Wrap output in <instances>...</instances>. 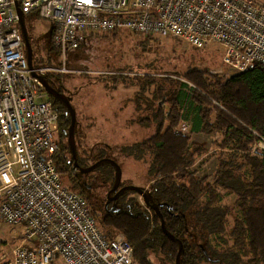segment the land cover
I'll return each mask as SVG.
<instances>
[{
    "label": "trees",
    "instance_id": "trees-1",
    "mask_svg": "<svg viewBox=\"0 0 264 264\" xmlns=\"http://www.w3.org/2000/svg\"><path fill=\"white\" fill-rule=\"evenodd\" d=\"M52 35L53 30L49 32L48 49L59 54ZM85 35L103 36L106 32L85 33L78 48L84 45ZM158 41L157 37L144 35L137 45L145 52ZM32 66H44L42 59L32 61ZM147 67L150 72H111L103 81L109 90L116 89L119 83L137 86L134 96L126 99L133 102L135 109L131 121L154 125L151 136L128 148L136 157L148 161L146 186L140 187L150 194L149 202L159 211L141 202L135 196L139 195L137 191L124 189L116 198L121 201L120 207L104 211L100 217L106 227L102 232L110 239L123 233L137 264H175L177 239L183 244L181 264H264V149L249 150L264 140V64L229 77L199 66H190L183 73H160L152 63ZM62 74L48 70L42 76L53 85V77ZM47 96L61 108L54 164L66 187L86 198L65 141L70 114L62 101L49 93ZM183 120L190 123L187 134L176 131ZM197 133L215 136L218 164L211 177H200L191 168L196 158L207 152L204 144L191 139ZM76 159L79 165H88ZM102 164V175L114 182L112 163L101 161L94 169ZM230 194L235 196L236 215L228 227L232 207L223 201ZM161 218L173 237L163 232Z\"/></svg>",
    "mask_w": 264,
    "mask_h": 264
},
{
    "label": "built area",
    "instance_id": "built-area-1",
    "mask_svg": "<svg viewBox=\"0 0 264 264\" xmlns=\"http://www.w3.org/2000/svg\"><path fill=\"white\" fill-rule=\"evenodd\" d=\"M18 5L23 14L55 20L52 40L62 72L82 35L118 29L169 34L197 48L220 44L223 61L236 73L264 64L261 0H20ZM46 70L56 69L29 68L14 0H0V220L25 227L10 264H137L124 234L108 238L86 198L63 185L54 164L61 108L34 76ZM189 128L183 120L176 131L187 134ZM258 149H264L263 139L249 148Z\"/></svg>",
    "mask_w": 264,
    "mask_h": 264
},
{
    "label": "rangeland",
    "instance_id": "rangeland-1",
    "mask_svg": "<svg viewBox=\"0 0 264 264\" xmlns=\"http://www.w3.org/2000/svg\"><path fill=\"white\" fill-rule=\"evenodd\" d=\"M23 22L31 45L32 61L35 62L39 57L43 67L60 71L63 63L59 54L48 49L49 32L55 28V20L31 12L23 14ZM143 36L144 34L138 35L125 29H120L117 34L109 31L103 36L85 35L82 47L68 51L65 64L67 71H63L64 74L59 77H53V85L68 97L76 113L77 157L88 165L98 157L112 159L121 168V182L124 185L139 187L146 186L148 161L136 157L128 147L151 136L154 133V125L143 126L131 121L136 115L135 109L133 102L126 99L134 96L137 86L119 83L116 89L109 90L104 86L103 77H107L111 72H150L151 69H147L148 63H152L153 69L160 73H183L190 66L207 68L226 77L237 72L223 61L224 48L220 44L210 42L201 48H195L172 35L153 34L152 37H157L159 41L153 42L150 48L143 52L137 45ZM57 135L56 130L55 136ZM214 138L213 134L206 133L191 136L193 141L204 144L207 149L205 154L196 158L191 167L200 177H211L217 167ZM65 141L68 143L67 139ZM104 168L102 164L90 171L88 176L91 186L85 189L89 210L96 216L97 226L103 230L106 227L100 222V217L105 211L108 190L113 184L111 179L102 175L101 170ZM62 180L66 186L64 178ZM135 196L144 202L142 195ZM234 197L230 194L223 201L232 207L228 216V227L232 225L236 215ZM111 204L113 207H120L121 201L113 200ZM24 236L23 224L0 220V262L8 261L10 264L11 251ZM33 241L35 239L29 240L28 243Z\"/></svg>",
    "mask_w": 264,
    "mask_h": 264
},
{
    "label": "water",
    "instance_id": "water-1",
    "mask_svg": "<svg viewBox=\"0 0 264 264\" xmlns=\"http://www.w3.org/2000/svg\"><path fill=\"white\" fill-rule=\"evenodd\" d=\"M14 4H15L16 13L18 16V24H19V27H20V30H21V33L23 36V40H24L27 63H28L29 68H33L32 56H31V45L29 42V38H28V34L26 31L24 22H23V13H22L21 8L18 5V0H14ZM34 76L41 82L42 86L45 88L47 93H49L50 95H52V96L58 98L60 101H62V103L65 105V107L67 108V110L70 114L71 122H70V125L68 128V131H67V141H68V145H69L72 157L74 159V165L78 166L82 173H86V172L91 171L101 161H107V162H110L114 165L115 171H116L115 180H114L112 187L108 190L106 205L108 204L109 201L115 200L117 198L118 194L122 190L133 189V190L137 191L140 195H142L144 201L148 205H150L151 208H153L155 211L158 212L159 211L158 206L149 202L150 194L148 192H145L141 187L135 186V185H124L121 187L119 186L121 183L122 171H121L120 166L114 160L109 159V158H102V159L95 161L94 163H92L91 165H89L85 168H81L79 166V164L77 163V160H76V146H75L76 113H75V110H74L73 106L71 105L68 97L65 94L58 91L55 87H53L50 83H48V81H46L42 75H39L36 72H34ZM113 191H115V193L113 195H111V192H113ZM110 210L112 211L113 209L111 208ZM161 228L166 235L173 237V235L170 232H168L167 229L165 228L164 220L162 218H161ZM177 241L179 243V248H178V251H177L176 256H175V264H181L180 263V254H181V251L183 249V244H182V241L180 239H177Z\"/></svg>",
    "mask_w": 264,
    "mask_h": 264
},
{
    "label": "flooded vegetation",
    "instance_id": "flooded-vegetation-1",
    "mask_svg": "<svg viewBox=\"0 0 264 264\" xmlns=\"http://www.w3.org/2000/svg\"><path fill=\"white\" fill-rule=\"evenodd\" d=\"M49 80V79H48ZM52 83H53V81H52ZM50 84H51V81H50ZM53 86V85H52ZM77 157V156H76ZM77 160V159H76ZM99 160V159H98ZM95 162V161H94ZM93 162V163H94ZM91 165V164H90ZM75 167H74V169H75V171L78 173V180H79V182L83 185V187L86 189V188H89L90 186H91V183L89 182L90 180H89V173H90V171L89 172H86V173H82L81 171H80V168L78 167V166H76V165H74ZM81 168H85V167H87V166H89V165H79ZM94 169V168H93ZM79 174H82V175H79ZM94 182V180L92 181V183ZM114 183V182H113ZM113 185V184H112ZM112 185H111V187H112ZM120 187L121 186H124V185H122V182L120 183V185H119ZM110 187V188H111ZM115 193V191H113V192H111V195H113ZM119 195V194H118ZM118 197V196H117ZM116 200V199H115ZM113 201H109L108 202V204L105 206V211H108V210H110L111 208L112 209H114V208H116V207H113V205L111 204Z\"/></svg>",
    "mask_w": 264,
    "mask_h": 264
},
{
    "label": "bare ground",
    "instance_id": "bare-ground-1",
    "mask_svg": "<svg viewBox=\"0 0 264 264\" xmlns=\"http://www.w3.org/2000/svg\"><path fill=\"white\" fill-rule=\"evenodd\" d=\"M54 71H58L57 69L56 70H54ZM43 90H44V87H43ZM47 94V93H46ZM87 200V199H86Z\"/></svg>",
    "mask_w": 264,
    "mask_h": 264
},
{
    "label": "crops",
    "instance_id": "crops-1",
    "mask_svg": "<svg viewBox=\"0 0 264 264\" xmlns=\"http://www.w3.org/2000/svg\"><path fill=\"white\" fill-rule=\"evenodd\" d=\"M66 61H67V59H66Z\"/></svg>",
    "mask_w": 264,
    "mask_h": 264
}]
</instances>
